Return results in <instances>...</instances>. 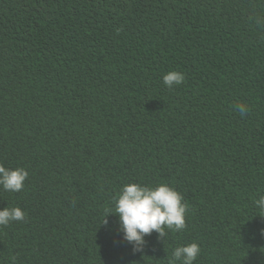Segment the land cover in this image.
Masks as SVG:
<instances>
[{
    "label": "trees",
    "instance_id": "1",
    "mask_svg": "<svg viewBox=\"0 0 264 264\" xmlns=\"http://www.w3.org/2000/svg\"><path fill=\"white\" fill-rule=\"evenodd\" d=\"M0 164L28 171L0 187L26 213L0 264H168L191 242L194 264H264V0H0ZM132 182L179 191L185 229L133 251L105 217Z\"/></svg>",
    "mask_w": 264,
    "mask_h": 264
},
{
    "label": "clouds",
    "instance_id": "2",
    "mask_svg": "<svg viewBox=\"0 0 264 264\" xmlns=\"http://www.w3.org/2000/svg\"><path fill=\"white\" fill-rule=\"evenodd\" d=\"M185 80L183 72L171 70L163 75V83L172 89ZM234 109L244 116L247 106L243 103L233 105ZM28 171L23 167L8 168L0 164V187L5 191L19 192L24 188ZM258 214L264 216V194L254 200ZM114 210H108L105 217L114 213L118 215L119 227L123 239L132 245L133 251H141L146 244L145 236L153 231L158 239L167 237V231H183L186 227L188 206L183 195L167 183L155 186L132 182L123 185L113 197ZM26 213L19 206L0 208V226L11 221H23ZM104 217L103 223H107ZM196 242L175 247L168 264H194L200 254Z\"/></svg>",
    "mask_w": 264,
    "mask_h": 264
}]
</instances>
